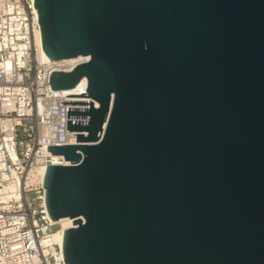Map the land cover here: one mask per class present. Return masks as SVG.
<instances>
[{
    "label": "water",
    "instance_id": "water-1",
    "mask_svg": "<svg viewBox=\"0 0 264 264\" xmlns=\"http://www.w3.org/2000/svg\"><path fill=\"white\" fill-rule=\"evenodd\" d=\"M76 144L47 145L67 264H264V0H34Z\"/></svg>",
    "mask_w": 264,
    "mask_h": 264
},
{
    "label": "built area",
    "instance_id": "built-area-1",
    "mask_svg": "<svg viewBox=\"0 0 264 264\" xmlns=\"http://www.w3.org/2000/svg\"><path fill=\"white\" fill-rule=\"evenodd\" d=\"M33 3L0 0V264H67L52 240L56 223L48 216L44 174L37 168L70 164L46 147L76 144V133L83 132L66 130L68 104L62 100L85 92L86 78L51 89L49 74L70 71L88 57L43 60Z\"/></svg>",
    "mask_w": 264,
    "mask_h": 264
},
{
    "label": "bare ground",
    "instance_id": "bare-ground-1",
    "mask_svg": "<svg viewBox=\"0 0 264 264\" xmlns=\"http://www.w3.org/2000/svg\"><path fill=\"white\" fill-rule=\"evenodd\" d=\"M34 12L36 13V16H37V12H36V8L34 7ZM35 42H36V45L39 46V50H40V56L43 60H49V58L46 56V54L43 52V49H42V45H41V38H40V32H37L36 36H35ZM81 57L80 56H76V57H71V58H66V60L68 62H75V61H78ZM37 172L39 174H44V170L43 168H40L38 169L37 168ZM46 204V202H45ZM48 213V212H47ZM72 218L70 217H61L57 220H54V222L57 224L58 222H61V221H65V225L61 228H57L55 229V231L53 232V235H52V240L56 243H58L60 245V247L62 248V230L64 229H67L69 227H72L74 224H72Z\"/></svg>",
    "mask_w": 264,
    "mask_h": 264
},
{
    "label": "rangeland",
    "instance_id": "rangeland-1",
    "mask_svg": "<svg viewBox=\"0 0 264 264\" xmlns=\"http://www.w3.org/2000/svg\"><path fill=\"white\" fill-rule=\"evenodd\" d=\"M65 221H61V222H58L56 225H55V228L57 229V228H61V227H63L64 225H65Z\"/></svg>",
    "mask_w": 264,
    "mask_h": 264
}]
</instances>
